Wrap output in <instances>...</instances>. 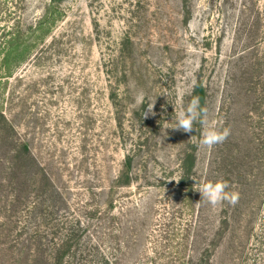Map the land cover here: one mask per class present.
<instances>
[{"label":"rangeland","instance_id":"obj_1","mask_svg":"<svg viewBox=\"0 0 264 264\" xmlns=\"http://www.w3.org/2000/svg\"><path fill=\"white\" fill-rule=\"evenodd\" d=\"M189 7L184 19L180 0H0V113L64 192L62 216L89 222L95 253L200 264L207 249L202 264H264V61L250 70L264 0ZM193 98L207 123L170 128ZM212 126L230 134L204 148ZM125 163L130 186H113ZM209 181L238 202L200 200Z\"/></svg>","mask_w":264,"mask_h":264},{"label":"trees","instance_id":"obj_2","mask_svg":"<svg viewBox=\"0 0 264 264\" xmlns=\"http://www.w3.org/2000/svg\"><path fill=\"white\" fill-rule=\"evenodd\" d=\"M190 3L191 0H180L184 7L183 18L189 13ZM30 30L33 49L44 30L43 22L30 26ZM253 49L256 48L251 49L250 56L254 57L250 70L259 60L264 61V49H260L262 58L254 54L258 49ZM252 75L249 74L248 85ZM195 88L194 95L201 93L200 84ZM55 183V178L30 153L29 145L14 125L0 113V264H115L105 254L95 253L100 248L97 244L90 249L89 222H82L81 215L62 216L60 210L62 207L68 209L69 205L64 192ZM112 184L130 186V170L126 163ZM102 205L110 209L115 204L109 198ZM85 206V212H90L89 203ZM208 253L207 249L203 250L200 264Z\"/></svg>","mask_w":264,"mask_h":264},{"label":"clouds","instance_id":"obj_3","mask_svg":"<svg viewBox=\"0 0 264 264\" xmlns=\"http://www.w3.org/2000/svg\"><path fill=\"white\" fill-rule=\"evenodd\" d=\"M148 108L149 111H151L152 104ZM197 121L201 124L207 123L206 110L200 108L198 98H193L186 109H182L175 114V124L170 128L184 133H190L193 130L194 123ZM229 134L230 130L227 128H224L223 130H217L215 126L206 128L202 132L200 145L204 148L210 149L217 144L223 143ZM228 187L229 185L224 181H209L201 183L196 191L200 193V200H203L212 206L221 204L224 201L235 205L238 202L239 194L226 191Z\"/></svg>","mask_w":264,"mask_h":264}]
</instances>
